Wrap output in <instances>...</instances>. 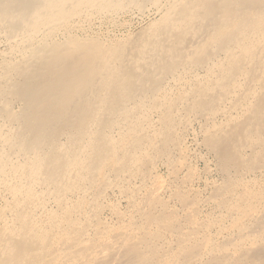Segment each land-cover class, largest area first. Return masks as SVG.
<instances>
[{"label":"bare ground","instance_id":"obj_1","mask_svg":"<svg viewBox=\"0 0 264 264\" xmlns=\"http://www.w3.org/2000/svg\"><path fill=\"white\" fill-rule=\"evenodd\" d=\"M0 45V264H264V0H0Z\"/></svg>","mask_w":264,"mask_h":264},{"label":"rangeland","instance_id":"obj_2","mask_svg":"<svg viewBox=\"0 0 264 264\" xmlns=\"http://www.w3.org/2000/svg\"><path fill=\"white\" fill-rule=\"evenodd\" d=\"M148 10L144 14H140V13H137L136 11H134V12H130L129 14H126V15H121V16L117 17L116 20H114V22H112V23L109 21L108 22L105 21L101 25L97 26L95 28V30H93V32H90V36H92V34L94 37L100 36L99 38H101L104 41H108V39L109 40H121V41L128 40V39L134 40V38H136L144 29H146L153 21H155L156 18H158V14H156V11H154L150 8ZM98 27H99V29H98ZM3 49H4V46L0 45V52ZM188 145L190 147L189 140H188L187 146ZM199 152H197V154L200 156L202 155L201 158H203V156H204V159L202 160L199 158L200 160L196 159L195 161H193L192 163H193L194 167L192 165V168L194 169V172L196 174L198 173L197 175H198V178L200 179L201 182L196 180L194 182V185H192V187H193L192 191L194 193L200 194V196L203 195V198L206 199V197H208V190L204 189L205 187L203 184H205V186H206V183H209L208 181H210V183L211 182H217V181L219 182V176L214 171L212 159H210L209 156L205 155L204 151L200 150ZM205 159H207V160H205ZM160 164H161V162H158L156 164V166H155L156 170L154 169V175L156 177V183L158 185L160 184V186H161L163 184V182L165 184V183H168V181H170V178H167V176L168 177H170V176H169V172H168L167 167L163 164H161V165ZM206 169L210 170L209 173H205ZM202 180L205 182H203ZM197 191H200V192H197ZM123 206H125L124 203H122V205L120 207L124 209ZM210 208H211V206L209 207V205H208L204 210L208 212V209L210 210ZM204 212L202 213L200 218H204V216L206 215V212L205 213Z\"/></svg>","mask_w":264,"mask_h":264}]
</instances>
